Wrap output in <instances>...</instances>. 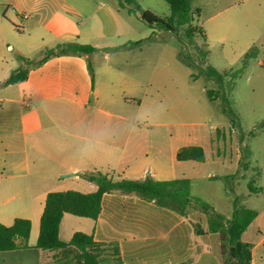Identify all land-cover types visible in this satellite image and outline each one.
<instances>
[{
	"label": "crops",
	"instance_id": "0c3cea01",
	"mask_svg": "<svg viewBox=\"0 0 264 264\" xmlns=\"http://www.w3.org/2000/svg\"><path fill=\"white\" fill-rule=\"evenodd\" d=\"M210 1L228 4L223 10L210 14L208 24L211 25L223 12L229 14L215 24L219 28L216 33L212 27L214 33L211 35L207 30L209 48L217 42L224 45L229 35H245V26L254 28L258 34L264 33V0ZM111 3L112 0H0V224L9 227L17 219H27L32 224L28 247L0 252V264H48L58 254L36 248L47 195L80 192L78 180L91 184L88 192L81 193L89 194L98 189L86 175L83 179L76 178L73 186L64 183L69 177L62 175L83 171L79 158H83L85 148L81 142L93 143L92 155L102 158L105 163L104 168L93 166V173L111 169L109 165L117 159L118 144L124 148L121 160L131 165L122 169L119 180L152 178L169 181L178 178L177 166L195 162L177 159L179 150L185 146L202 147L207 159L208 151L202 143L206 129L188 137L185 144L176 146L173 142L166 146L164 142L154 140L159 138L158 133L150 134L152 131L147 130L148 133L141 137L140 127L118 125L114 114L103 107L102 93L96 87L97 71L92 68L93 76L90 72V55L109 60L112 53L129 54L137 47L119 51L105 49L139 41V38H133L134 30L129 22L122 19L120 11ZM66 43L87 45L101 51L88 55L52 56L39 63L45 50ZM4 48L14 54L11 60L3 56ZM18 56L31 59L36 65L29 68L25 81L2 86L19 67ZM108 73L124 76L122 71L110 65ZM123 84V90H130V85L136 91L148 86L143 80H134L132 84L124 81ZM123 100L127 104H143L135 95ZM173 140L179 141L177 137ZM212 141L210 139V145ZM223 156H226L225 152ZM214 157H220L218 151ZM236 157L235 162L239 165V152ZM166 160L171 167L167 166ZM105 175L111 178L109 174ZM180 175L179 178H187L186 174ZM119 194L103 196L102 211L97 220L65 214L60 238L64 232L67 237L64 242H69L76 232H83L92 235L97 242L117 243L124 264H222L220 241L213 237L217 234L208 232L206 217L205 222L195 215L197 220H186L191 226L185 223L188 235L184 236L182 246L179 228L184 221L181 214L171 213L170 209L140 197H121ZM118 199L130 200L135 207L156 204L157 208L168 210L166 214L171 220L152 225L143 220L131 221L127 214L115 220L110 210ZM123 207L127 206L124 204ZM252 210L257 216L243 233L242 240L252 246L251 264H264V205ZM190 211L185 218L191 216ZM76 223L79 228H75ZM198 226L205 234L196 233ZM150 228L163 230L160 235H154ZM183 247L186 249L184 254L181 253Z\"/></svg>",
	"mask_w": 264,
	"mask_h": 264
},
{
	"label": "rangeland",
	"instance_id": "374dc122",
	"mask_svg": "<svg viewBox=\"0 0 264 264\" xmlns=\"http://www.w3.org/2000/svg\"><path fill=\"white\" fill-rule=\"evenodd\" d=\"M137 2L143 10H148L161 19L171 17L170 6L166 0ZM111 4L133 28V38H139L142 42L129 54L112 53L109 60L90 55L91 66L97 71L96 87L102 93L103 107L114 114L118 125L140 127L141 137L148 133L147 130L152 131L150 134L158 133L159 138L154 140L162 141L166 146L173 142L176 146L185 144L188 137L206 129L205 138L202 140L208 151L206 162H186L175 168L178 178L182 177L180 174H186L184 176L191 180L192 197L202 200L215 214L227 219L233 216L235 198L239 199L240 206L250 210L264 205V33L258 34L254 28L245 26V35H229V40L224 45L216 41L209 48L206 65H202L196 61L198 53L195 46L202 47L203 40L200 35L194 34L193 43L190 42L185 34L188 26L179 29L177 33L168 32L148 25L141 19L139 12H131L130 7L121 6L119 0H112ZM227 4L228 2L218 5L212 4L210 0H192L193 10L199 8L201 12L193 15L191 27L202 28L205 35L207 30L210 35L213 29L216 33L219 28L215 24L229 12L219 14L211 25L207 18L210 14L223 10ZM207 44L209 46L208 41ZM249 53L254 54L247 57ZM2 54L7 60L14 57L11 50L7 51L5 48ZM109 65L122 71L124 76L109 74ZM206 68L229 75L224 78L223 83H218L206 75ZM134 80L146 81L148 86L136 91L130 85V90H123L124 81L132 84ZM131 90L132 94L129 92ZM209 91L215 92L214 102L208 96ZM132 95L137 96L143 104L125 103L123 99ZM173 137H177L179 141H174ZM210 139L213 140L212 145L209 143ZM71 140L77 142L75 139ZM81 143L85 148L83 158H79L83 171H79L80 176L62 175L69 177L64 180L69 186L76 183V178L83 179L84 175H90L93 166L104 168L105 165L102 158L92 155L93 143ZM119 146L118 144L116 149V161L109 165L111 169H99L103 174H109L114 181L121 178L123 168L131 165L121 160L124 148ZM216 151L220 154L219 158L214 157ZM238 152L239 165L235 162ZM99 153L101 154V149ZM90 155L92 157L88 158ZM166 161L167 166L171 167L168 160ZM182 171L184 173H180ZM228 175H236L229 178L234 193L224 179ZM78 181L80 192L90 190L91 184ZM119 196L138 197L126 194ZM124 204L127 207H123ZM153 205L155 206L151 204L135 207L130 200L124 202L118 199L112 205L110 215L119 220L127 214L131 221L143 220L152 225L171 220L166 214L168 210H161L156 204ZM169 211L172 213L174 210ZM190 215L189 218L180 216L182 222L184 221L179 228L182 246L184 236L188 235V226L185 223L191 226L186 220H197L196 217H200L206 221L205 216L196 210H191ZM75 228H79L77 223ZM162 230L150 228L154 235H160ZM69 231L70 228L67 229ZM213 237L219 239L218 235ZM61 238L67 241L64 232ZM185 251L183 247L181 253L184 254Z\"/></svg>",
	"mask_w": 264,
	"mask_h": 264
},
{
	"label": "trees",
	"instance_id": "16d2710c",
	"mask_svg": "<svg viewBox=\"0 0 264 264\" xmlns=\"http://www.w3.org/2000/svg\"><path fill=\"white\" fill-rule=\"evenodd\" d=\"M119 1L121 6H129L131 12H139L141 19L150 26H156L172 33H177L179 29L188 26L185 34L190 42L193 43L194 34L200 35L203 40L202 47L195 46L198 53L196 61L206 65L210 53L209 46L203 29L191 27L194 20L193 15L199 14L198 9L193 10L192 0H166L171 10V17L168 19H161L150 11L143 10L137 0ZM141 42H129L120 47L105 49V51H119L127 47L135 48L139 47ZM98 51L101 50L78 43L61 44L54 49L45 50L44 57L39 63L52 56L88 55ZM253 54L249 53L247 57ZM17 59L20 62L19 67L1 84L2 86L25 81L28 78L29 68L36 65L35 61L23 56H18ZM90 72L93 76L91 66ZM205 73L218 83H223L224 78L229 75H222L212 68H206ZM214 94V91L208 92V96L213 102L215 101ZM177 159L179 161L203 163L206 161V154L200 146H185L179 150ZM235 176L228 175L224 177L232 193H234V190L229 183V178ZM86 178L97 184L98 189L96 192L84 194L78 191H66L52 192L47 195L36 248L58 253L53 257L52 262L48 264H124L117 243L97 242L92 235L83 232H76L69 242H64L60 238L61 223L65 214L97 220L102 211L103 196L112 193L137 195L142 200L154 202L160 207L174 210L184 217L188 215L191 209L198 210L207 219L208 232L217 234L219 237L222 264H251L252 246L243 242L242 235L256 218L257 212L240 206L238 198L234 200L233 216L227 219L222 215L215 214L212 208L202 200L192 197L191 180L189 178H176L169 181H157L152 178L114 181L101 172L91 173ZM31 228L32 224L27 219H17L9 227L0 224V252L27 248ZM196 233L203 235L205 230L198 226Z\"/></svg>",
	"mask_w": 264,
	"mask_h": 264
},
{
	"label": "water",
	"instance_id": "95a60500",
	"mask_svg": "<svg viewBox=\"0 0 264 264\" xmlns=\"http://www.w3.org/2000/svg\"><path fill=\"white\" fill-rule=\"evenodd\" d=\"M73 175H76V176H77L78 174H77V173H74V174H70V175H68V176H73Z\"/></svg>",
	"mask_w": 264,
	"mask_h": 264
}]
</instances>
